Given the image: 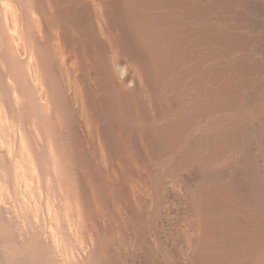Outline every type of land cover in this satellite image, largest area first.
Here are the masks:
<instances>
[{"label": "rangeland", "instance_id": "rangeland-1", "mask_svg": "<svg viewBox=\"0 0 264 264\" xmlns=\"http://www.w3.org/2000/svg\"><path fill=\"white\" fill-rule=\"evenodd\" d=\"M49 1L101 237L149 264H264V0Z\"/></svg>", "mask_w": 264, "mask_h": 264}, {"label": "bare ground", "instance_id": "bare-ground-1", "mask_svg": "<svg viewBox=\"0 0 264 264\" xmlns=\"http://www.w3.org/2000/svg\"><path fill=\"white\" fill-rule=\"evenodd\" d=\"M42 2L0 0V264H120L119 258L149 264L146 251L136 255L127 236L113 245L103 239L87 205L86 164L66 143L81 116L74 119L72 104L80 90L69 69L74 65L66 66L59 53L63 29ZM88 122L76 124L83 143L94 131L86 133Z\"/></svg>", "mask_w": 264, "mask_h": 264}]
</instances>
